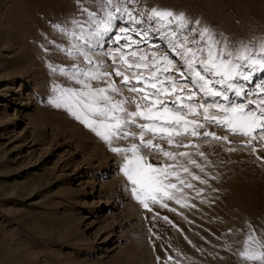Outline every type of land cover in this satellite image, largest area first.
<instances>
[{"label": "rangeland", "instance_id": "rangeland-1", "mask_svg": "<svg viewBox=\"0 0 264 264\" xmlns=\"http://www.w3.org/2000/svg\"><path fill=\"white\" fill-rule=\"evenodd\" d=\"M100 3L0 0V264H242L238 251L248 224L257 236L264 230V146L253 152L244 146L247 138L215 126L209 130L228 134L230 143L189 137L184 142L198 147L176 148L160 141L189 155L150 158L174 165L164 183L176 187L145 208L120 170L122 157L48 103L54 80L69 84L48 64L74 63L50 43H71L52 26L71 30L73 19L87 18L81 4L97 11ZM129 7L183 13L234 46L264 39V0H138ZM151 43L167 51L158 37Z\"/></svg>", "mask_w": 264, "mask_h": 264}, {"label": "snow or ice", "instance_id": "snow-or-ice-1", "mask_svg": "<svg viewBox=\"0 0 264 264\" xmlns=\"http://www.w3.org/2000/svg\"><path fill=\"white\" fill-rule=\"evenodd\" d=\"M129 3L138 0H101L97 11L81 4L86 19H73L71 30L52 26L71 43L68 47L50 43L74 63L70 67L48 64L54 76L69 81L68 86L53 81L48 103L66 110L122 157L120 170L132 196L149 208L148 201L157 203L161 192L168 195L165 190L176 187L164 183L174 175L168 171L174 165L157 166L150 158L162 155L176 160L189 155L166 150L160 141L169 147H198L185 139L230 143V134L247 138L244 146L253 152L256 144L264 146V39L258 45L234 46L183 13L157 7L137 11ZM116 21H126L128 26L117 27ZM154 36L165 42L167 51L151 43ZM114 77L120 78L119 83ZM209 126L228 134L217 135ZM183 170L188 172L186 167ZM247 227L238 256L242 264H264V230L257 236L251 224Z\"/></svg>", "mask_w": 264, "mask_h": 264}, {"label": "bare ground", "instance_id": "bare-ground-1", "mask_svg": "<svg viewBox=\"0 0 264 264\" xmlns=\"http://www.w3.org/2000/svg\"><path fill=\"white\" fill-rule=\"evenodd\" d=\"M27 65V64H26Z\"/></svg>", "mask_w": 264, "mask_h": 264}]
</instances>
